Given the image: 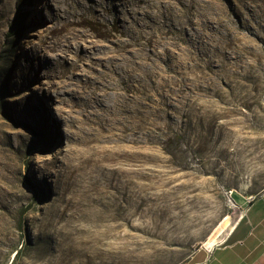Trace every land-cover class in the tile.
Masks as SVG:
<instances>
[{
  "label": "rangeland",
  "instance_id": "374dc122",
  "mask_svg": "<svg viewBox=\"0 0 264 264\" xmlns=\"http://www.w3.org/2000/svg\"><path fill=\"white\" fill-rule=\"evenodd\" d=\"M71 1L0 0V264H185L264 189V26L123 93Z\"/></svg>",
  "mask_w": 264,
  "mask_h": 264
},
{
  "label": "bare ground",
  "instance_id": "6f19581e",
  "mask_svg": "<svg viewBox=\"0 0 264 264\" xmlns=\"http://www.w3.org/2000/svg\"><path fill=\"white\" fill-rule=\"evenodd\" d=\"M65 11V23H81L91 31L83 39L88 53L85 65L124 84L119 87L123 93L145 83L158 67L155 56L161 52L156 47L163 41L179 49L180 64L189 58L196 59L195 66L201 60L211 66L240 38L236 29L250 28L251 19L264 26V0H72ZM106 14L111 15V23ZM65 45L63 57L77 56L74 44ZM187 49L195 50L197 58L182 53Z\"/></svg>",
  "mask_w": 264,
  "mask_h": 264
},
{
  "label": "crops",
  "instance_id": "0c3cea01",
  "mask_svg": "<svg viewBox=\"0 0 264 264\" xmlns=\"http://www.w3.org/2000/svg\"><path fill=\"white\" fill-rule=\"evenodd\" d=\"M239 200L241 211L224 232L214 233L185 264H264V189L252 201Z\"/></svg>",
  "mask_w": 264,
  "mask_h": 264
},
{
  "label": "built area",
  "instance_id": "2783aa9c",
  "mask_svg": "<svg viewBox=\"0 0 264 264\" xmlns=\"http://www.w3.org/2000/svg\"><path fill=\"white\" fill-rule=\"evenodd\" d=\"M255 197H256L255 195L249 196V201H252ZM196 264H200V263H196Z\"/></svg>",
  "mask_w": 264,
  "mask_h": 264
},
{
  "label": "trees",
  "instance_id": "16d2710c",
  "mask_svg": "<svg viewBox=\"0 0 264 264\" xmlns=\"http://www.w3.org/2000/svg\"><path fill=\"white\" fill-rule=\"evenodd\" d=\"M15 35V30L13 29L12 31L9 32V36H14Z\"/></svg>",
  "mask_w": 264,
  "mask_h": 264
}]
</instances>
